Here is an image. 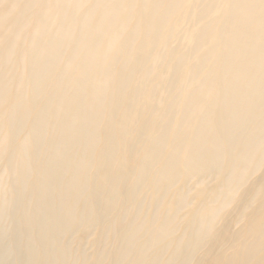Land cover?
Listing matches in <instances>:
<instances>
[{
  "label": "bare ground",
  "instance_id": "bare-ground-1",
  "mask_svg": "<svg viewBox=\"0 0 264 264\" xmlns=\"http://www.w3.org/2000/svg\"><path fill=\"white\" fill-rule=\"evenodd\" d=\"M167 48L180 110L125 168ZM193 262L264 264V0H0V264Z\"/></svg>",
  "mask_w": 264,
  "mask_h": 264
},
{
  "label": "rangeland",
  "instance_id": "rangeland-1",
  "mask_svg": "<svg viewBox=\"0 0 264 264\" xmlns=\"http://www.w3.org/2000/svg\"><path fill=\"white\" fill-rule=\"evenodd\" d=\"M190 18H187L186 19V17H184L182 20H181V22H179V24L177 25V28H176V31H175V35L171 38V40H170V43H169V47H170V49H172L173 47H171V46H175L174 47V49H175V55H177V54H184V53H187L189 50H190V48H191V46H192V35H193V33H194V31L195 30H197V28L199 27V25H194L193 23H192V21H190L189 20ZM184 20V21H183ZM186 21V22H185ZM189 23H190V25H189ZM192 25V26H191ZM185 26V27H184ZM190 26V27H189ZM183 27V28H182ZM188 27V28H187ZM179 28H181V29H179ZM189 30V31H188ZM182 31V32H181ZM180 32V33H179ZM186 34V35H185ZM180 36V37H179ZM181 40H180V39ZM182 42V43H181ZM189 42V43H188ZM192 42V43H191ZM174 44V45H173ZM178 45V46H177ZM178 47V48H177ZM181 48V49H180ZM187 48H188V50H187ZM146 50H147V48H145ZM169 48H167L166 49V51H165V53H166V55H164L163 53H162V56L159 58V56L157 55V56H153V58H152V60L150 61V63H149V65H153L152 67L150 66V68H149V65H148V68L149 69H152V71L151 70H149V73H148V76H147V79L145 80V82L146 83H144V81L143 82H141L140 83V79H138L139 77V75H136V77L134 78V81H132L131 82V86H133V87H129L128 89H130L129 91H128V89H127V95H125L124 97H123V99H122V105L123 106H125L126 108H127V110H128V106L129 105H127V104H129L130 102H132V103H130V107H129V111L127 112V117H126V119H124V124H123V126L126 128V132H127V130L129 131V132H127V134H126V132L124 131V129L125 128H123L122 129V132H121V134H122V138H123V140L124 139H126V140H124V142L123 143H121L120 145H119V150L121 151V154H120V158H121V160H123V162H124V165H125V168L126 167H130V166H132L133 164H134V162H135V159L137 158V156H138V150L140 149V146L139 145H135L134 147H131V144H130V142H131V140H133V138H134V135H136V131L138 130L137 128H140L142 125L144 126H146V128H147V130L144 132V134H141V139H139V144L142 146V148L144 147V149L145 148H148L149 147V139L151 138V137H155V136H158V135H161L162 133H160V128L162 129V125H164L165 124V122H167L168 120H170V119H172L173 117H172V115L174 116V115H176V113H177V111H179L180 110V107H181V100H180V98H179V89L177 88V87H172V85H170V82H168L167 83V81H166V84H168V85H166L165 84V82H164V80H168L169 81V79H171V76H170V73H171V70L170 69H172L171 68V65H173L172 63H173V60H172V58H170L171 56H168V53L171 51ZM186 49V50H185ZM169 50V51H168ZM178 50H179V53H177L178 52ZM164 55V56H163ZM157 59H156V58ZM162 57H164V60L165 61H163V58ZM155 58V59H154ZM162 58V60H160L159 61V59H161ZM170 60V61H168L167 62V60ZM196 60V57H194V58H191V61L193 62V61H195ZM163 61V62H162ZM190 61V62H191ZM154 62V63H153ZM157 62H158V64H157ZM166 64H165V63ZM161 63V64H160ZM163 63V64H162ZM168 63V64H167ZM165 64V65H164ZM155 65H157L156 67H155ZM162 65H164V66H162ZM159 67V68H158ZM156 70H157V72H156ZM164 72H163V71ZM151 71V72H150ZM162 72V73H161ZM167 72H169V75H168V73ZM150 74V75H149ZM156 74V75H155ZM166 74H167V76H166ZM152 75V76H151ZM163 76H164V78H163ZM170 76V77H169ZM138 80H137V79ZM154 78V79H153ZM163 78V79H162ZM166 78V79H165ZM169 78V79H168ZM148 81V82H147ZM134 82V83H133ZM157 82H159V84L157 83ZM140 85H138V84ZM157 83V84H156ZM163 83V84H162ZM146 84H147V86H146ZM151 84H154V87H153V85H151ZM138 85V86H137ZM146 86V87H145ZM158 88H157V87ZM166 86V87H165ZM135 87H137V89L135 90L136 92H135V95H136V99H135V96H133L134 95V93H132V89H134ZM138 87H139V89H138ZM145 87V88H144ZM150 87V88H149ZM152 87H153V90H152ZM163 87V88H162ZM140 88H141V90H140ZM143 88V89H142ZM154 88H156L157 89V92H155V90L156 89H154ZM164 88H166V89H164ZM170 88V89H169ZM177 88V89H176ZM146 89V90H145ZM150 89H151V91H150ZM168 90V91H167ZM170 90H171V92H170ZM164 91V92H163ZM169 92V93H167V92ZM143 92V93H142ZM154 92V93H153ZM166 92V93H165ZM173 92V93H172ZM129 93V94H128ZM149 93V94H148ZM151 93V94H150ZM153 93V94H152ZM156 93V94H155ZM158 93V94H157ZM163 93H165L164 94V98L162 97L163 96ZM175 93H177V94H175ZM132 94V95H131ZM141 94H142V96H141ZM174 94V95H173ZM168 95H170V96H168ZM171 95H172V97H171ZM175 95H178V96H176L177 98H175V97H173V96H175ZM141 98H140V97ZM144 96V97H143ZM147 96H149V97H147ZM152 96V97H151ZM167 96V97H166ZM143 97V98H142ZM170 97H171V99H170ZM130 98V99H129ZM139 98H140V101H141V99H142V101L141 102H139ZM149 98V99H148ZM152 98H154V99H152ZM159 98V99H158ZM163 99V102H162V99ZM166 98V99H165ZM169 98V99H168ZM175 98V100L173 101V99ZM128 99V101H126ZM133 99L135 100V103L133 102ZM143 99H145L144 101H146V103L143 101ZM160 99H161V101H160ZM164 99H165V102H164ZM148 100V101H147ZM149 100H150V103H152V105L150 104V105H148L149 104ZM168 100V101H167ZM172 100V101H171ZM155 101V102H154ZM170 101V102H169ZM175 101H177V102H175ZM137 102H139V103H137ZM166 102H167V104H168V106L169 107H167V105H166ZM175 102V103H174ZM134 103V104H133ZM140 103L142 104V103H145V104H143V107H145V105H146V110L142 107V105H140ZM133 104V105H132ZM154 104V105H153ZM156 104V105H155ZM163 104V105H162ZM133 106V107H132ZM138 106H140L139 108H138ZM172 106H173V109H172ZM148 107H149V109H148ZM153 107V108H152ZM160 107V108H159ZM162 107V108H161ZM163 107H164V109H163ZM167 107V108H166ZM177 107H179V108H177ZM175 108V109H174ZM144 109V110H143ZM158 109V110H157ZM167 109H169V111H166ZM151 110V111H150ZM161 110H163L164 112H162ZM136 112V113H135ZM158 114H157V113ZM160 112H161V114H160ZM168 112V113H167ZM146 113V114H145ZM148 113H150V115L148 114ZM155 113V114H154ZM163 113V114H162ZM174 113V114H173ZM139 114H140V116H139ZM146 116H145V115ZM152 114L153 115H158V116H152ZM172 114V115H171ZM159 115H163V121H162V119H160L161 118V116H159ZM129 116V117H128ZM136 116H137V120H136ZM139 116V117H138ZM149 116L151 117L150 119H149ZM166 116V117H165ZM143 117V118H142ZM147 118V119H146ZM157 118V119H156ZM161 120V121H159V119ZM166 118V119H165ZM140 119V120H139ZM143 121H142V120ZM146 121H145V120ZM149 119V120H148ZM156 119V120H155ZM139 120V121H138ZM155 120V121H154ZM137 121V122H136ZM147 121H149V122H147ZM130 122V123H129ZM157 122V123H156ZM156 123V124H155ZM125 124H126V126H125ZM131 124V125H130ZM161 125V126H160ZM132 126V127H131ZM136 126H137V128H136ZM153 126H155V127H153ZM159 126V127H158ZM135 127V128H134ZM157 127V128H156ZM128 128V129H127ZM158 128H159V130H158ZM135 129V130H134ZM153 129H154V131H153ZM182 129H183V132L184 133H186L187 132V127H186V124H182ZM124 131V132H123ZM134 131V133H132ZM147 132V133H146ZM154 132V133H153ZM158 133H160V134H158ZM158 134V135H157ZM143 136H146V138L145 137H143ZM128 138V139H127ZM148 139V140H147ZM144 140V141H143ZM148 141V142H147ZM122 145V146H121ZM123 151H125V152H123ZM122 155V156H121ZM259 174V173H258ZM125 189H127L126 187H124V190ZM242 195H244V194H242ZM225 214H228V216L230 215V216H232V212H233V205H229V206H227L226 208H225V210L223 211ZM192 264H194V262L192 263Z\"/></svg>",
  "mask_w": 264,
  "mask_h": 264
}]
</instances>
